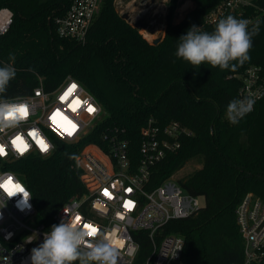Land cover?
I'll return each instance as SVG.
<instances>
[{
	"label": "trees",
	"instance_id": "obj_1",
	"mask_svg": "<svg viewBox=\"0 0 264 264\" xmlns=\"http://www.w3.org/2000/svg\"><path fill=\"white\" fill-rule=\"evenodd\" d=\"M191 1L193 9L179 24L168 23L161 42L152 46L121 19L114 0H101L84 44L55 32L53 18L63 13L68 0H0V9L12 12V24L0 36V66L11 64L16 70L4 96H28L39 84L51 91L69 76L104 112L80 141L56 139L49 156L18 162L14 171L32 194L37 223L48 225L68 199L85 191L80 169L65 153L76 156L87 144L102 147L101 135L115 129L123 131L129 155L137 160L141 127L149 119L158 126L175 121L190 136L153 167L148 189L197 159L200 167L177 183L187 194L202 198L204 206L189 218L170 222L163 233L183 237V264L242 263L235 210L247 193L264 199V105L258 103L235 125L227 120L226 109L240 86L237 76L250 66L264 73V21L253 37L249 61L234 70L206 63L194 68L175 56L178 39L192 25L214 31L217 23L202 22L218 0ZM175 7L176 0H169V15ZM133 237L139 244L136 262H141L149 251L148 234L137 231Z\"/></svg>",
	"mask_w": 264,
	"mask_h": 264
},
{
	"label": "built area",
	"instance_id": "obj_2",
	"mask_svg": "<svg viewBox=\"0 0 264 264\" xmlns=\"http://www.w3.org/2000/svg\"><path fill=\"white\" fill-rule=\"evenodd\" d=\"M100 2L68 0L63 13L53 18L57 36L84 44ZM153 3L152 0H142L139 14L130 24L143 22L146 27L142 30H147L150 23L146 21V15ZM228 15L250 20L251 29L257 20L260 24L264 21V0H218L216 6L203 16L202 23L211 26ZM11 24L12 12L1 8L0 36L6 34ZM237 78L240 86L235 99L253 98V111L258 103L264 105V73L261 67L250 66ZM73 84L77 88L61 102L60 97ZM0 98L22 100L29 109L28 119L18 128L0 133V146H4L7 152L6 156L0 158V177L11 174L26 188L14 171L18 162L32 155L47 157L54 151L47 156L41 155L35 140L29 135L31 131L39 130L53 145L56 139L75 143L91 132L104 117L96 99L69 76L51 91L39 84L28 96L7 98L0 94ZM77 98L81 102L79 106L74 103ZM89 105L95 108L94 112L89 113ZM58 109L77 125L71 136L65 131L62 121L57 123L50 119ZM122 133L115 129L104 133L101 135L102 147L87 144L78 151L74 163L81 171L80 180L85 191L68 199L48 225L36 222L32 197L28 202L30 206L21 204L19 196L7 200L6 206L0 209L3 213L0 218V248L5 249L0 252V264H4L2 256H9L10 253L11 264H30L27 258L31 249L42 243L43 233L50 231L51 226L59 224L62 219L79 226L87 224L96 227L100 235L106 236L117 249L118 264H183V237L164 234L163 229L172 221L195 215L204 203L201 204L199 197L183 191L172 178L163 180L153 189H148V185L153 167L166 155L179 150L183 139L190 136V132L175 121L158 126L153 119H149L140 129L137 160L130 157L128 141ZM17 134L32 145L31 150L22 157L18 156V149L11 144ZM105 191L108 195H105ZM127 201H131V207L124 206ZM235 219L242 239L241 264H264V199L252 193L245 194L236 207ZM137 231L147 232L149 239L148 254L141 262H136L139 244L133 232ZM33 233H36L37 238L27 243L25 238Z\"/></svg>",
	"mask_w": 264,
	"mask_h": 264
},
{
	"label": "clouds",
	"instance_id": "obj_3",
	"mask_svg": "<svg viewBox=\"0 0 264 264\" xmlns=\"http://www.w3.org/2000/svg\"><path fill=\"white\" fill-rule=\"evenodd\" d=\"M252 22L248 19H238L232 15L219 19L214 31H202L201 27L192 25L185 35H181L175 52L177 58H182L194 68L208 64L220 70L235 69L251 59L250 50L253 37L259 33L260 21L257 20L251 29ZM9 59L15 60L10 54ZM235 62V63H234ZM16 77V70L11 64L0 66V94L6 93L9 82ZM255 100L251 97L235 99L229 102L226 118L235 125L247 114L253 111ZM29 117V109L22 100L0 98V133L18 128ZM33 132V131H31ZM40 143L35 142L41 155L47 156L55 146L39 130L34 131ZM17 134L11 144L15 149H23L26 141L19 139ZM15 140V144L12 141ZM46 146V150H41ZM32 148L18 151V156H24ZM7 155L4 146H0V158ZM69 159H76L74 154L65 153ZM19 196L20 203L28 205L32 194L25 185L11 174L0 177V209L6 206L7 200ZM30 206V205H28ZM65 213L67 214L66 210ZM3 213L0 212V218ZM93 228L95 229L93 231ZM11 235V234H9ZM36 233L25 238L27 243L35 240ZM93 238V239H89ZM5 249L0 248V252ZM119 253L106 236H101L96 227L79 226L71 221L62 219L59 224L51 226L50 231L43 233V242L31 249L27 258L30 264H118ZM4 264H11V253L2 256Z\"/></svg>",
	"mask_w": 264,
	"mask_h": 264
},
{
	"label": "rangeland",
	"instance_id": "obj_4",
	"mask_svg": "<svg viewBox=\"0 0 264 264\" xmlns=\"http://www.w3.org/2000/svg\"><path fill=\"white\" fill-rule=\"evenodd\" d=\"M141 1L142 0H114V6L120 16H127V21L130 23L139 14V10L141 9L139 3ZM168 3L169 0H154L153 7H151L150 11L146 15V21L150 23V25L147 30L144 31L140 29L138 32L148 43L160 36L163 38L168 23L172 24V22L175 21V25L179 24L184 19L185 15L194 7L191 0H176V7L173 10V13L169 15ZM186 3L188 6L186 8H182ZM199 167V160L192 159L188 161L180 170L173 173L169 178L176 181L179 179H185ZM199 199L201 204H203L202 198Z\"/></svg>",
	"mask_w": 264,
	"mask_h": 264
},
{
	"label": "snow or ice",
	"instance_id": "obj_5",
	"mask_svg": "<svg viewBox=\"0 0 264 264\" xmlns=\"http://www.w3.org/2000/svg\"><path fill=\"white\" fill-rule=\"evenodd\" d=\"M76 88H77V85H75V84L71 85V87L66 91V93H65L63 96L60 97L61 102H64V101L68 98V96L71 95V93H72ZM74 103H75L77 106H79V104H80L81 102L79 101V98H77L76 101H74ZM72 110L75 111V108H73ZM87 110L89 111V113H92V112L95 111V108L92 107L91 105H89V107H88ZM50 119H51L53 122H57V123H59V122L62 121V122H63V125H64V127H65V131L68 133L69 136H71V135L75 132V130H76V128H77V125H76L75 123H73L72 120H70L67 116H64V115L60 112L59 109L56 110V112H54V113L52 114V116L50 117ZM29 135L33 137V139L35 140V142L40 143V140H39L38 137L35 136L34 131H33V132H30ZM19 139L23 140L22 137H19ZM12 143L15 144V140H13ZM26 148H27V143L24 144V148H23V149H21V148H19V147H18L17 149H18V151H23V150L26 149ZM41 150H46V146H42V149H41ZM105 195H108V192H107V191H105ZM124 206H125V207H131V206H132L131 201H127V202L125 203ZM79 219H80V218L77 217V221H79ZM85 227H92V226H91V225H87V224H85ZM94 230H95V229L93 228V231H94Z\"/></svg>",
	"mask_w": 264,
	"mask_h": 264
},
{
	"label": "water",
	"instance_id": "obj_6",
	"mask_svg": "<svg viewBox=\"0 0 264 264\" xmlns=\"http://www.w3.org/2000/svg\"><path fill=\"white\" fill-rule=\"evenodd\" d=\"M152 2H154V0H152ZM121 19H122V20H127V16H126V15H123V16H121ZM175 23H176L175 21L172 22L173 25H175ZM132 27H133L134 29H136V30L139 31L140 29H145L146 25H145L143 22L137 21V22H135V23L132 24ZM161 40H162V36H160V37L157 38V39L152 40V41L150 42V44H151L152 46H156L158 43L161 42Z\"/></svg>",
	"mask_w": 264,
	"mask_h": 264
},
{
	"label": "bare ground",
	"instance_id": "obj_7",
	"mask_svg": "<svg viewBox=\"0 0 264 264\" xmlns=\"http://www.w3.org/2000/svg\"><path fill=\"white\" fill-rule=\"evenodd\" d=\"M188 6V4L186 3L182 8H186Z\"/></svg>",
	"mask_w": 264,
	"mask_h": 264
}]
</instances>
